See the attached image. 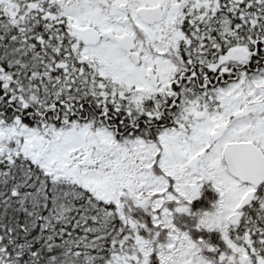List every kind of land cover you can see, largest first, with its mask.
Listing matches in <instances>:
<instances>
[{"label": "snow or ice", "instance_id": "obj_1", "mask_svg": "<svg viewBox=\"0 0 264 264\" xmlns=\"http://www.w3.org/2000/svg\"><path fill=\"white\" fill-rule=\"evenodd\" d=\"M0 264H264V0H0Z\"/></svg>", "mask_w": 264, "mask_h": 264}]
</instances>
